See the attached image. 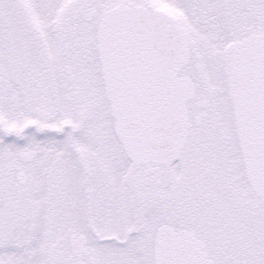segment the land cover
Returning a JSON list of instances; mask_svg holds the SVG:
<instances>
[{"label":"snow or ice","instance_id":"6c2138e0","mask_svg":"<svg viewBox=\"0 0 264 264\" xmlns=\"http://www.w3.org/2000/svg\"><path fill=\"white\" fill-rule=\"evenodd\" d=\"M0 264H264V0H0Z\"/></svg>","mask_w":264,"mask_h":264}]
</instances>
